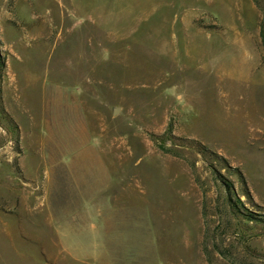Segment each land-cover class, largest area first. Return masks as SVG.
<instances>
[{
  "label": "rangeland",
  "instance_id": "obj_1",
  "mask_svg": "<svg viewBox=\"0 0 264 264\" xmlns=\"http://www.w3.org/2000/svg\"><path fill=\"white\" fill-rule=\"evenodd\" d=\"M0 264H264V0H0Z\"/></svg>",
  "mask_w": 264,
  "mask_h": 264
},
{
  "label": "crops",
  "instance_id": "obj_2",
  "mask_svg": "<svg viewBox=\"0 0 264 264\" xmlns=\"http://www.w3.org/2000/svg\"><path fill=\"white\" fill-rule=\"evenodd\" d=\"M227 6H228V7H225V14H226V10L229 9L228 12H227V14H229V15H228V18H230L231 20L234 21V20H235V18H234V13H235L236 8H231L230 5H227ZM236 11H237V10H236ZM166 17H167V16H166ZM225 17H226V15H223V17H220V18L218 17V18H215V19H218V20H219V19H223V18H225ZM166 19H167V18H166ZM167 20H168V19H167ZM184 24L187 25L186 22H184ZM233 24H234V23H233ZM71 174L73 175L74 178H77V177H76V173H71ZM77 180H79V179L77 178ZM79 181H80V180H79ZM51 183H52V182L49 181V182H48V186H49V184H51ZM81 184H82V183L80 182L79 185H78L79 188L81 187ZM57 186H59V188H61V185L58 184ZM113 209H114V208H113Z\"/></svg>",
  "mask_w": 264,
  "mask_h": 264
}]
</instances>
